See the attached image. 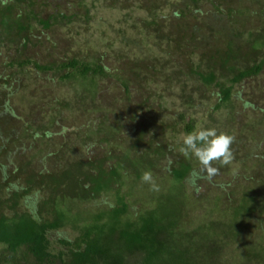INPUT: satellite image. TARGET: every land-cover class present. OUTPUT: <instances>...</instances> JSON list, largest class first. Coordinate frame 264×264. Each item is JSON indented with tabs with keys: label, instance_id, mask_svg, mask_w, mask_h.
Instances as JSON below:
<instances>
[{
	"label": "trees",
	"instance_id": "trees-1",
	"mask_svg": "<svg viewBox=\"0 0 264 264\" xmlns=\"http://www.w3.org/2000/svg\"><path fill=\"white\" fill-rule=\"evenodd\" d=\"M65 1L51 5V0H0V111L5 116L0 124L16 119L17 106L7 103L10 93L2 89L19 83L20 76L35 73L50 82H77L81 87L75 97L79 101L53 100L48 125L36 119L34 113L43 109L33 102L39 105L34 116L4 137L10 142L28 139L26 152L23 146L17 153L0 145V264H264V175L243 177L250 182L243 186L233 181L215 185L208 215L222 216L203 222L191 235L185 221L186 208L192 206L188 199L194 204L207 196L197 193V182L190 183L197 179L198 160L180 151V135L196 131L187 110L204 107L214 95L208 115L224 118L239 100L237 87L263 74L264 0H98L108 9L126 12L115 31L114 25L93 30L103 39L112 30V41L122 47L119 57L131 69L129 77L121 78L112 75L104 55L97 52L41 64L27 54L29 45L42 41L39 36L47 39L62 29L73 33L78 25L90 30L93 21L85 0ZM134 10L144 18L123 29ZM251 16L257 19L255 25L248 21ZM34 29L37 35H32ZM144 48L154 50L156 63L149 64V50L146 54ZM138 54L148 57L144 64ZM106 77H116L128 103L137 90L132 80L138 78L162 86L146 101L159 109L179 103L183 111L177 107L172 124L150 119L137 127L135 113L131 118L114 115L112 126L109 115L99 111L91 126L86 122L76 127L75 105L87 97L96 103ZM26 97L18 104L26 103ZM259 111L264 115V109ZM64 121L72 123L71 133H80L75 140H65ZM167 133L173 141L165 138ZM94 147L106 152L99 155ZM10 152H16L15 162L10 163ZM146 170L157 175L159 190L152 195L150 185L141 180ZM133 183L141 189L147 184L145 196L153 207L131 204ZM112 191L111 203L86 205ZM74 202L82 205L73 211ZM257 226L262 236L250 242L246 230Z\"/></svg>",
	"mask_w": 264,
	"mask_h": 264
},
{
	"label": "rangeland",
	"instance_id": "rangeland-1",
	"mask_svg": "<svg viewBox=\"0 0 264 264\" xmlns=\"http://www.w3.org/2000/svg\"><path fill=\"white\" fill-rule=\"evenodd\" d=\"M51 1V5H62L66 2L65 0ZM85 5L86 7L91 9L90 17L92 18L93 22L91 28H88L90 30H87L86 28L78 25L76 27L74 26V30L76 31L73 33H69L67 29H62L51 33L47 37V39L45 37L39 36L42 41H40L39 44L34 41L33 45H29L27 54L30 56V58L32 57L36 59L41 64L49 62L52 59L56 60L57 58L64 57L65 55L71 56L74 53H79L85 56L93 55L97 52L98 55H104V64L108 69L113 70L111 71L112 75L116 74L117 78H121L125 75L129 77L130 73L128 71L131 69L129 67L130 64L128 61H125L119 57V50H121L122 47L117 43V41H112L114 38V36H112V30L115 31L117 27L120 26L117 22L120 19H123L122 15L126 12L108 9L104 6L103 2H99L98 0H85ZM51 8L53 9L52 6ZM204 9L206 10L207 8ZM208 9L210 8L208 7ZM42 10H44L43 12L45 13V9ZM168 12V10L165 11V13L167 14ZM130 15L131 17L129 21H127L126 24H123V29H131L134 26L135 19L144 18L142 13L138 12L137 10H134ZM256 20L257 19H254L251 16L249 17L248 21H250L251 25H255L254 23ZM113 25L114 28H112V30L108 32V35L105 39L101 37L100 33L98 32L99 30H96V32L93 31L96 28L104 30V28ZM251 25L247 24L248 29L251 28ZM37 30L38 29H34L32 31V35H37L38 32H35ZM109 41H112V44H109ZM143 50L146 54L149 50L150 59L146 55L138 54V61L144 64L146 58H148V62H150L149 64H152L153 62L156 63L158 58L154 56V50H145V48ZM11 53H14V51H11ZM133 57L134 55H132L131 58ZM30 70L33 71L32 69ZM30 70L28 69V71ZM151 74L154 73L151 72ZM143 76L144 74H142V77ZM116 77H106L101 80L99 93L96 96V103H91L89 100H86L88 99L87 97L82 101L83 104L82 102H79L77 103V105H75V110L77 111V113H75V122L79 121V123L75 125L76 127L85 124L86 122H88L89 126H91L93 119L96 118L99 111H104L107 113V115H109V117L111 118L109 124L112 126H114V122L112 121L114 120V115L120 114L121 117L124 116L128 118L130 117V115L132 117L133 113L139 115V120L136 122L137 124H135L136 127L138 125L145 124L146 121L150 119H154L155 124L159 123V125L172 124L171 119H173V115H175L174 113L178 112L177 107L179 108V103H175L174 105L165 103L164 107L159 109L158 105L156 103H153V101H146L147 98H153V94L155 91L159 93V91L162 89V86L156 87L152 83H147L145 80L140 82V79L133 78L132 84L137 87V90H134L132 92L130 103H128L125 101L126 97H124L121 93L122 89L117 83ZM20 78L17 79L19 83H15L13 86H11L13 87L12 89H10L11 87L2 89V92L8 90L10 93L7 98V103L10 106H17L16 108H13L15 110L16 119L5 121L6 123L0 124V135L3 138L0 139V145H7V148L11 151H15L16 149L17 153H20L21 147H25L29 141L28 139H20L19 137H15L16 139H12L14 141L12 142L11 140L12 143L9 139V141H5L4 137L10 135L11 130H15L16 132V130H18L22 125L21 123L29 120L28 118L34 116V114L37 117L36 119H42L43 125H48L49 116L52 113L49 106L54 104L52 103L53 100L65 98L67 100L75 99L74 101H79L80 97H75L76 94L81 90V87L77 84V82H74V84L60 83L58 82V79L50 82L47 79L45 80L41 77V79L39 77H36L35 73L30 74L29 78L21 76ZM161 84L162 83H160V85ZM236 90L239 92V100H236V102L234 103V109L231 112L226 113L227 116H225L224 114V118L216 115H212L211 118L210 115H208V110H210L216 102L214 95H212L210 99H207V102L203 104L204 107H200L198 109L197 107L191 108L190 110H187L186 113L187 120H190L192 118L195 121L196 131L197 129L200 130L201 128H215L220 133H227L235 137V142L232 145L234 159L227 165L218 164V167L214 165V167L219 169L218 174H216L215 176L209 177L199 161H196V167H198L196 169L197 179L192 178L190 180V183L192 181L197 182V185H200L197 193L203 191V194H205L207 197L200 198V200L197 199L194 204L192 202L193 200L188 199V201L191 202L192 206L186 208L187 214L185 216V221L187 224V232L191 235L197 231L198 227L203 225V222L208 223L209 221L219 219V217L222 216V213L216 214V212H214V214L208 215L210 208H212V205L210 203L213 202L212 200L215 194V185L218 186L222 182L231 184L233 181V183L235 182L236 185L241 183L243 186L250 183L245 181L243 177H246V179H248L249 177L255 179L256 175H264V168L261 166V162H264V115L259 111V109L261 108L264 109V72L263 74L258 76L256 80H246L241 86L237 87ZM25 97L27 98L26 103H23V105H19V99L23 101V98ZM85 97L86 96H84V98ZM39 99L41 100V102L39 101ZM30 100L31 102H29ZM34 101L41 104L43 110H41L40 113L38 110L33 114L34 109L39 106L35 105V103H33ZM144 102H146V104ZM104 106L109 107L110 111L105 110ZM179 109H181V112L183 111L182 108ZM231 116L232 118H230ZM4 117V114L0 111V122L4 120ZM69 122L70 121H64L62 123L66 127L64 132L67 131L65 140H75V138L80 135V133H71L74 128L72 127V123ZM88 124L86 125V127L88 126ZM123 125H125V123L120 124V126ZM127 127L128 126H126V128ZM127 129L131 128L128 127ZM57 134L58 133H56V135ZM165 138L169 141H173L171 135L168 133L166 134ZM180 140H183V136L181 135ZM118 147L120 148V143H118ZM93 150H98L99 155H103L106 152L95 147L93 148ZM26 151L27 147H25V152ZM30 152L32 153V150H30L29 153L25 156H29ZM14 153L10 152L11 155L9 156L12 157L10 163L15 162L13 161V159H15ZM259 180L260 177L258 181ZM188 182H186L185 185L186 188L189 189ZM140 185H136L134 183L132 184L131 189L133 191V197L131 199V204L138 208L140 206L142 207V204H148L147 208L153 207L154 204L151 203V201H149L145 196V192L147 191V184L143 189H141ZM241 189L242 188H240V190ZM123 190L126 191L128 190V188L125 187V189ZM239 192L240 191H238L237 193ZM153 193L154 191L151 192V195ZM113 194L114 191H112L108 197L97 200L95 202H91L89 203V205H86L88 207H99L105 204H109V202L111 203L114 200ZM80 205L82 204L75 202L71 203V210L74 211ZM262 228L264 229V223L262 225ZM68 230L70 231V229ZM246 234L248 237L245 236V238L249 239L250 242H255L258 237L262 236L259 226L248 228V230H246ZM234 249L236 250V248Z\"/></svg>",
	"mask_w": 264,
	"mask_h": 264
},
{
	"label": "clouds",
	"instance_id": "clouds-1",
	"mask_svg": "<svg viewBox=\"0 0 264 264\" xmlns=\"http://www.w3.org/2000/svg\"><path fill=\"white\" fill-rule=\"evenodd\" d=\"M235 137L227 133H218L215 128H201L198 131L184 134L180 151L185 155H193L209 177L218 174L214 164L227 165L234 159L232 145ZM141 180L150 185V189L158 191L154 174L150 170L142 173Z\"/></svg>",
	"mask_w": 264,
	"mask_h": 264
},
{
	"label": "flooded vegetation",
	"instance_id": "flooded-vegetation-1",
	"mask_svg": "<svg viewBox=\"0 0 264 264\" xmlns=\"http://www.w3.org/2000/svg\"><path fill=\"white\" fill-rule=\"evenodd\" d=\"M56 236H57V234H56Z\"/></svg>",
	"mask_w": 264,
	"mask_h": 264
}]
</instances>
